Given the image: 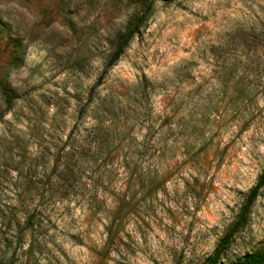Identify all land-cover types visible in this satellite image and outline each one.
<instances>
[{"label": "rangeland", "instance_id": "374dc122", "mask_svg": "<svg viewBox=\"0 0 264 264\" xmlns=\"http://www.w3.org/2000/svg\"><path fill=\"white\" fill-rule=\"evenodd\" d=\"M146 3L0 0V204L29 186L44 221L12 264H208L220 247L240 264L264 244V185L223 241L264 173V0Z\"/></svg>", "mask_w": 264, "mask_h": 264}, {"label": "trees", "instance_id": "16d2710c", "mask_svg": "<svg viewBox=\"0 0 264 264\" xmlns=\"http://www.w3.org/2000/svg\"><path fill=\"white\" fill-rule=\"evenodd\" d=\"M153 0H146V5L144 8L145 12L149 11V7ZM142 15L134 16L127 24L124 32L120 34L115 42V46L113 52L111 53L109 59L106 62L105 68L91 87L90 90V98L93 90L99 86L102 80L103 73L111 68L116 61L119 59L121 54L124 51V48L128 45L129 41L133 37V35L138 31L141 23H142ZM0 92L4 96L5 102H7V106L11 104L10 96L7 93V88L0 82ZM86 108L82 106L78 111V116L81 117ZM78 123L76 122L74 126L71 128L69 133V137L72 138V134L76 135L79 131H77ZM95 132V130H94ZM70 149L77 148L73 142L70 145ZM79 148V147H78ZM71 151L66 152L65 156L67 159L66 164L70 160ZM65 163V162H64ZM60 174H63V170L59 171ZM264 185V173L261 174L256 183L249 189V192L246 196V200L243 203L240 212L237 216L236 221L232 225L231 229L227 233L225 239H223L224 243L228 240V238L237 232L240 227L246 221L249 209L256 199L259 190ZM17 194L18 197L15 201L0 204V264L10 263L12 264L14 259L15 250L20 248L26 239H28V246L35 244L39 240L38 229L43 224V219L41 214L37 211L36 208L31 209L29 201L27 202L25 197L21 194L26 190H31L29 186L25 188H21L17 186ZM223 246V245H222ZM220 247L213 256L210 257L208 264H216L221 252ZM240 264H264V244L257 251L247 255Z\"/></svg>", "mask_w": 264, "mask_h": 264}]
</instances>
